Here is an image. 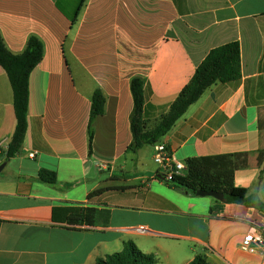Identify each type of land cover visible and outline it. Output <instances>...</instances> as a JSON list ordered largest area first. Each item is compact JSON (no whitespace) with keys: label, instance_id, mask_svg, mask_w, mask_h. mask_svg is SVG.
I'll return each instance as SVG.
<instances>
[{"label":"crops","instance_id":"1","mask_svg":"<svg viewBox=\"0 0 264 264\" xmlns=\"http://www.w3.org/2000/svg\"><path fill=\"white\" fill-rule=\"evenodd\" d=\"M80 2L0 0L8 49L21 53L31 35L44 44L30 75L23 148L8 161L16 117L0 66V264H96L127 242L157 264H190L198 255L264 264V251L244 244L246 234L264 230V214L170 186L155 146L129 149L133 78L145 82L144 117L153 127L206 56L237 42L241 78L210 87L160 143L185 164L232 157L235 185L264 203V0H87L73 25ZM96 90L106 103L90 155ZM41 169L55 172L57 183L40 182ZM71 206L85 209L84 224L54 219V208Z\"/></svg>","mask_w":264,"mask_h":264},{"label":"trees","instance_id":"2","mask_svg":"<svg viewBox=\"0 0 264 264\" xmlns=\"http://www.w3.org/2000/svg\"><path fill=\"white\" fill-rule=\"evenodd\" d=\"M87 0H81L72 24L78 22L79 14ZM44 58L42 40L31 35L21 53H12L0 32V66L5 70L13 90V107L16 117V128L4 153L8 161L22 151L28 130L29 81L32 71ZM241 52L237 42L228 43L213 49L197 67L193 77L172 102L168 112L153 127H149L144 108L145 82L141 77L131 81V92L134 110L131 118L133 142L130 151L137 152L147 145L154 146L162 141L188 109L213 85L230 83L241 78ZM105 97L96 90L92 97L91 116L88 129L89 152L92 155L94 140V120L105 112ZM186 171L182 175L173 176L168 182L170 186L182 189L191 194L198 190L224 194L227 203L242 204L255 208L264 214V203L245 188H239L234 182L235 165L230 156L202 157L186 161ZM163 178V177H162ZM38 180L42 183L55 185L56 173L41 169ZM107 190L98 189L89 194L88 199L100 196ZM54 219L70 227L84 224L85 209L82 207H59L53 210ZM158 259L151 254L143 253L135 243L127 242L122 251L98 260L96 264H157ZM190 264H213L206 256L198 255Z\"/></svg>","mask_w":264,"mask_h":264},{"label":"built area","instance_id":"3","mask_svg":"<svg viewBox=\"0 0 264 264\" xmlns=\"http://www.w3.org/2000/svg\"><path fill=\"white\" fill-rule=\"evenodd\" d=\"M154 146L156 149L154 161L159 166L164 181L169 182L173 179V176L182 175L186 171V164L177 161L165 144L158 143ZM36 155V151L32 152L30 158L33 159ZM137 231L144 233L146 230L141 228ZM244 244L252 253L257 252L259 249L264 251V230L255 229L253 232L246 234Z\"/></svg>","mask_w":264,"mask_h":264},{"label":"water","instance_id":"4","mask_svg":"<svg viewBox=\"0 0 264 264\" xmlns=\"http://www.w3.org/2000/svg\"><path fill=\"white\" fill-rule=\"evenodd\" d=\"M5 167V164H2L0 166V172L3 170V168ZM197 195L201 196V197H214L216 198L217 200L219 201H222V202H227L224 194H221V193H216V192H205V191H201V190H198L197 191Z\"/></svg>","mask_w":264,"mask_h":264},{"label":"rangeland","instance_id":"5","mask_svg":"<svg viewBox=\"0 0 264 264\" xmlns=\"http://www.w3.org/2000/svg\"><path fill=\"white\" fill-rule=\"evenodd\" d=\"M97 174L99 175L100 173H97ZM103 175H104V177H106L107 176V173H104ZM116 252H120V251H116Z\"/></svg>","mask_w":264,"mask_h":264}]
</instances>
